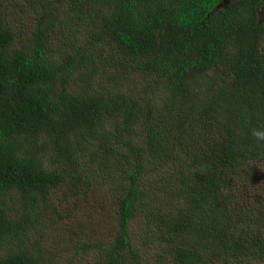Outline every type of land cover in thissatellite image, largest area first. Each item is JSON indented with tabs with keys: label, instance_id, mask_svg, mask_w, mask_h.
<instances>
[{
	"label": "trees",
	"instance_id": "trees-1",
	"mask_svg": "<svg viewBox=\"0 0 264 264\" xmlns=\"http://www.w3.org/2000/svg\"><path fill=\"white\" fill-rule=\"evenodd\" d=\"M263 7L0 0V264H264ZM64 187L114 237L48 252Z\"/></svg>",
	"mask_w": 264,
	"mask_h": 264
},
{
	"label": "rangeland",
	"instance_id": "rangeland-1",
	"mask_svg": "<svg viewBox=\"0 0 264 264\" xmlns=\"http://www.w3.org/2000/svg\"><path fill=\"white\" fill-rule=\"evenodd\" d=\"M17 9L19 8L17 7ZM19 11L17 12L18 14ZM261 15L264 20V7L262 8ZM26 24L31 26L30 22L25 23V26ZM106 197L104 191L94 188L88 200L84 199L82 194H76L67 187L56 192L52 202L58 208L60 214L63 205L65 217L60 218V215L56 216L51 211L44 214L43 224L40 225L39 230L43 227L42 230L46 233L44 236L47 237L45 241L46 250L53 256L58 255L60 246L64 242L74 234L83 236V232L88 233V236H91L94 243H97L103 236L114 237V232L118 229L117 219L110 212L105 213L100 209V205ZM141 227L142 225L138 223H134L131 226V232L136 238L141 231ZM91 231L92 234L90 233ZM96 232L100 235L99 239ZM82 241L88 244L85 238H82ZM81 255L83 254L76 256L75 249L71 250L69 247H64L59 253L60 257H58V260L59 262L66 259H69V261L74 260L75 264H96L94 252L91 251L88 255Z\"/></svg>",
	"mask_w": 264,
	"mask_h": 264
},
{
	"label": "clouds",
	"instance_id": "clouds-1",
	"mask_svg": "<svg viewBox=\"0 0 264 264\" xmlns=\"http://www.w3.org/2000/svg\"><path fill=\"white\" fill-rule=\"evenodd\" d=\"M253 135L258 140H264V130H253Z\"/></svg>",
	"mask_w": 264,
	"mask_h": 264
}]
</instances>
